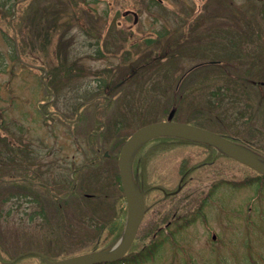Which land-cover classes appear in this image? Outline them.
<instances>
[{"label":"rangeland","instance_id":"rangeland-1","mask_svg":"<svg viewBox=\"0 0 264 264\" xmlns=\"http://www.w3.org/2000/svg\"><path fill=\"white\" fill-rule=\"evenodd\" d=\"M80 64L102 84L82 79ZM113 83L111 104L93 101ZM161 122L264 156V0H0V264H46L117 242L127 218L120 150ZM152 139L130 169L145 193L142 219L113 264H264V179L213 145ZM88 143L110 157L99 161ZM29 149L50 151L40 168ZM73 167L64 200L33 186L54 180L66 193ZM21 190L41 200L42 215L23 212Z\"/></svg>","mask_w":264,"mask_h":264},{"label":"water","instance_id":"water-1","mask_svg":"<svg viewBox=\"0 0 264 264\" xmlns=\"http://www.w3.org/2000/svg\"><path fill=\"white\" fill-rule=\"evenodd\" d=\"M160 136L180 137L213 145L232 159L264 176V157L217 134L184 123L161 122L149 124L134 132L120 150L119 175L127 204L125 230L121 238L110 248L74 258L46 262V264H105L118 261L126 254L143 215V193L137 192L134 187L130 172L131 160L141 144L148 139Z\"/></svg>","mask_w":264,"mask_h":264},{"label":"flooded vegetation","instance_id":"flooded-vegetation-1","mask_svg":"<svg viewBox=\"0 0 264 264\" xmlns=\"http://www.w3.org/2000/svg\"><path fill=\"white\" fill-rule=\"evenodd\" d=\"M133 23H135V22H133ZM92 55H93V57L95 58V59H100L101 58V56H99V55H102V54H99L98 52H93V53H91ZM83 58H86V57H83ZM87 59H89V58H87ZM153 59V58H152ZM90 60V59H89ZM149 62V61H148ZM81 65V68H79L80 69V71L82 70V72H81V77H82V79H86L87 77H89L90 79H93L95 82H96V86L97 85H100V84H102V82L99 80V79H101L100 78V76H101V73L99 72V71H97L96 69H91V68H88L87 66L85 67V65L83 64H80ZM83 67V68H82ZM196 67V66H195ZM195 67H192V68H190V69H188L187 70V72L186 73H188L189 71H191L192 69H194ZM186 73H182L181 74V76H180V80L183 78V76L186 74ZM103 87H98V91L99 92H101V94H99V95H97V96H95V98H94V100L93 101H97V100H102V101H104L105 103H103V106L104 105H108V104H111L113 101H114V83L113 84H111V86H108V85H102ZM178 86V85H177ZM104 87H106L105 88V91L102 93V90L101 89H103L104 90ZM110 91V92H109ZM111 93H112V98L113 99H111L110 97H109V94L111 95ZM113 100V101H112ZM112 101V102H111ZM83 102V101H82ZM44 104H46V101L45 102H43ZM83 103H85V104H87L85 101L83 102ZM89 103V102H88ZM43 105V104H42ZM79 106V105H78ZM78 106L76 107V108H78ZM41 107H43V106H41ZM42 110H40V112H41ZM43 116V115H42ZM48 116V115H47ZM44 117V116H43ZM62 118H64L63 116H62ZM100 124H102L101 122H100ZM103 125V124H102ZM101 130H103V127H102V129ZM97 134V133H96ZM154 140H156L155 138L153 139V141L152 140H150V141H152L151 143H155V142H157V141H154ZM158 143H161V142H158ZM89 144V146H90V149H91V151L94 153V154H96L98 157H99V161H103V158H109L110 157V155H109V152L108 151H105L102 155L100 154H98L99 152H97V150H96V148L95 147H92V145H90V143H88ZM48 149V148H47ZM29 152V153H28ZM28 152H26V154L29 156V158H28V160L30 159L31 160V162H32V166H36V167H41L42 166V164L41 163H39V160H40V156L42 157L43 155L44 156H48L49 155V153H50V151H48V152H44L43 153V150H42V152H40V149H37V150H31V149H29L28 150ZM31 156V157H30ZM68 158V157H67ZM69 159V158H68ZM65 160V159H64ZM70 161H73L74 163L77 161V159H69ZM87 161H89V160H84L81 164H79L78 165V168L80 169V168H88L89 167V164L87 163ZM26 162H27V160H26ZM90 162H94V160L92 161V159H90ZM22 163V162H21ZM136 164V163H135ZM24 165V164H23ZM70 166V165H69ZM132 166H133V168H134V159H133V161H132ZM71 168V167H70ZM78 168H75V167H73V169H67V180H66V183L67 184H69V186H70V189L66 192V193H63L64 192V189L63 188H61V187H63L62 185H64V183L63 182H56V181H51V182H49V184H47V183H45V182H43V181H34L33 182V186H37L36 188H40V187H42V189L44 190V191H46V194H48L49 195V197L50 198H55V197H58V199L59 200H64V198L66 197V195H69L70 193H71V190L72 189H75L76 188V185L74 184V183H72V179H71V177H72V175L74 174V173H76L77 172V169ZM47 174H49V176H51L52 178H54L56 175L55 174H52L51 172H47ZM36 175H37V177L39 178L40 177V175H41V173H39L38 171H36ZM22 179L23 180H25L26 178L25 177H22ZM27 180V179H26ZM51 180V179H50ZM182 180V179H181ZM181 180H179V182H178V184H177V187H176V189H175V191H170V192H163V195L165 196V197H169V198H174L178 193V191H179V189L180 188H182V185H181V183H182V181ZM134 181H135V183H136V186L140 189V185H139V182L138 181H136L135 179H134ZM74 182V181H73ZM67 184H66V186H67ZM142 184V183H141ZM55 190H57V191H55ZM141 190V189H140ZM18 203H21V204H25V207H23L22 208V210H23V212L24 213H26V212H28L29 210H30V217L32 216V215H34V217H38V214L40 215H42L43 214V212H42V210H43V208H42V206H40V199L36 196V195H33L32 193H28L27 191H24V190H21V191H19V194H18ZM25 199H30L31 201H26ZM30 203H33V207H32V210L30 209V208H28V204H30ZM175 203V202H174ZM29 213V212H28ZM168 222V221H167ZM172 225V221L171 220H169V222L168 223H165L164 224V228L163 229H165V231L167 230V228L169 227V226H171ZM169 230V229H168Z\"/></svg>","mask_w":264,"mask_h":264},{"label":"trees","instance_id":"trees-1","mask_svg":"<svg viewBox=\"0 0 264 264\" xmlns=\"http://www.w3.org/2000/svg\"><path fill=\"white\" fill-rule=\"evenodd\" d=\"M10 13V12H9ZM13 13V12H12ZM16 17V16H15ZM57 20V19H56ZM15 42H17V39H15ZM17 44V43H16ZM18 58V55L16 54H14V55H12V59H14V60H16ZM156 140H154V141H157V143L158 142H162V141H172V140H178V141H180V140H183V139H178V138H175V137H157V138H155ZM153 140V139H152ZM249 148V147H248ZM251 149V148H250ZM252 150V149H251ZM256 150V149H255ZM252 150L255 154H257V155H259V156H261V157H264L263 155H261L260 153H259V151L258 150ZM261 178H263L264 179V176H261ZM142 253H144V251L142 250L141 251ZM145 252H149V251H146L145 250ZM128 256V254L125 256V257H123L122 258V260L124 259V258H126ZM135 259H136V257H135ZM116 263V262H115ZM108 264H113V263H108Z\"/></svg>","mask_w":264,"mask_h":264}]
</instances>
